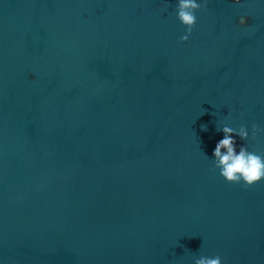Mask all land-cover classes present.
<instances>
[{
    "label": "water",
    "instance_id": "water-1",
    "mask_svg": "<svg viewBox=\"0 0 264 264\" xmlns=\"http://www.w3.org/2000/svg\"><path fill=\"white\" fill-rule=\"evenodd\" d=\"M176 5L0 0V264H264V180L211 159L218 120L264 128V0L187 41Z\"/></svg>",
    "mask_w": 264,
    "mask_h": 264
},
{
    "label": "clouds",
    "instance_id": "clouds-1",
    "mask_svg": "<svg viewBox=\"0 0 264 264\" xmlns=\"http://www.w3.org/2000/svg\"><path fill=\"white\" fill-rule=\"evenodd\" d=\"M203 3L204 0H177L176 16L185 26V33L180 37L181 41H187L191 36L197 23V13ZM241 22L243 23V20ZM216 125L217 130L223 135L216 141L211 159L219 174L229 183H243L247 186H253L264 180V155L250 151L244 144H238L236 139L239 137L240 140L246 141L250 136L256 139L258 134L264 133V128L253 124L250 132L246 125L234 128L219 120ZM201 128L207 131L206 125L202 124ZM194 264H223V261L219 255L211 257L201 255L195 259Z\"/></svg>",
    "mask_w": 264,
    "mask_h": 264
}]
</instances>
